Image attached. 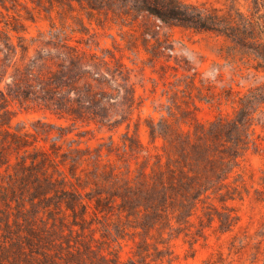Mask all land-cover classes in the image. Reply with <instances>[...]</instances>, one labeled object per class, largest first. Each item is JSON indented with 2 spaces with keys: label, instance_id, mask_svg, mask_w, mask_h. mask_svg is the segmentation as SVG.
Masks as SVG:
<instances>
[{
  "label": "rangeland",
  "instance_id": "obj_1",
  "mask_svg": "<svg viewBox=\"0 0 264 264\" xmlns=\"http://www.w3.org/2000/svg\"><path fill=\"white\" fill-rule=\"evenodd\" d=\"M182 1L233 25L250 19L257 42L166 26L146 11L0 0V33L23 36L29 55L66 40L118 65L134 90L110 89L104 125L9 107L24 142L0 170V264H264V0ZM219 119L209 151L228 177L209 170L217 187L159 206L157 185L187 169L194 128ZM31 156L32 171L16 165Z\"/></svg>",
  "mask_w": 264,
  "mask_h": 264
},
{
  "label": "trees",
  "instance_id": "obj_2",
  "mask_svg": "<svg viewBox=\"0 0 264 264\" xmlns=\"http://www.w3.org/2000/svg\"><path fill=\"white\" fill-rule=\"evenodd\" d=\"M68 1L86 3L91 9H99L103 5L106 11L111 10L114 15H126L132 10L146 11L157 16L166 26L209 29L225 34L239 43H243L245 38L250 42H257L256 36L249 33L253 25L250 19H246L243 24L233 25L227 16L217 13L211 15L204 8L182 0ZM245 29H249L248 33H245ZM35 39H30L31 45ZM37 44L34 53L29 55L30 45L24 42L23 36H19L18 42L14 43L7 30L0 33V170L12 165L7 151L16 150L24 142L23 136L12 130V112L9 107L13 103L20 109H30V104H34L38 109L48 110L60 117L67 115L81 120L86 118L104 125L111 115L109 99L106 98L110 89L124 88L128 94H134V90L131 87L129 89L128 77L124 71L118 65L112 67L96 53L80 51L77 45L66 40H46ZM118 78L122 79V83H117L118 87H114L112 82ZM223 125L224 122L219 119L210 126L200 123L194 128L196 141L191 142L192 150L187 158L184 156L182 159L186 162L187 169L182 168L179 174L170 168L168 183L161 182L157 185L159 206L169 198L170 193L185 196L190 188L188 200L195 201L204 191L217 187L218 184H214L210 181L211 177L207 176L209 170L219 180L228 177L225 171L214 168L212 163L216 159L209 151L221 137ZM202 137L209 141H204ZM30 159L28 164L26 157H20L16 165L22 170L32 171L38 161L33 156Z\"/></svg>",
  "mask_w": 264,
  "mask_h": 264
}]
</instances>
